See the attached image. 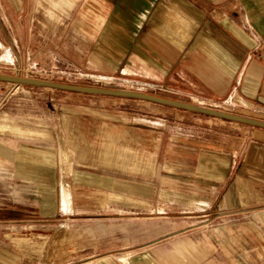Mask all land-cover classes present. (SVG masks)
Masks as SVG:
<instances>
[{"label": "crops", "instance_id": "1", "mask_svg": "<svg viewBox=\"0 0 264 264\" xmlns=\"http://www.w3.org/2000/svg\"><path fill=\"white\" fill-rule=\"evenodd\" d=\"M40 1L0 0V49L11 55L26 48L25 34L42 32L33 24ZM46 1L53 14L67 13L48 30L81 36H67L58 46L65 58L54 51L55 37L48 45L37 37L27 49L43 56L48 48L67 68L99 82L73 84L145 92L264 120V0ZM158 105L183 111L182 118L196 113ZM169 123L153 116L93 118L68 129L75 150L70 184L129 178L153 192L155 161L177 146L178 159L192 164L184 177L192 178L196 193L208 194L210 264H264V128L236 145L231 134L205 137ZM57 176V166L49 164V192ZM62 200L67 207V189Z\"/></svg>", "mask_w": 264, "mask_h": 264}, {"label": "rangeland", "instance_id": "2", "mask_svg": "<svg viewBox=\"0 0 264 264\" xmlns=\"http://www.w3.org/2000/svg\"><path fill=\"white\" fill-rule=\"evenodd\" d=\"M50 5L46 0L39 2L33 24L42 32L25 34V49H15L11 55L0 49V73L98 85L85 72L54 59L48 48L43 56L27 49L37 37L43 45L55 37L60 43L54 51L65 58V50L58 46L67 36H81L49 31L67 14L63 10V15L53 14ZM183 114L140 99L0 81V262L210 264L208 194L196 193L192 178L184 177L192 164L178 159L177 146H171L168 157L164 152L155 161L153 192L126 182L129 178L121 183L70 184L75 150L67 130L86 120L169 118L172 128L180 126L189 133L214 138L231 134L236 145H244L257 130L218 117L187 113L182 118ZM49 164L58 170L52 192L44 177ZM64 189L69 193L67 207L62 200ZM50 198L55 200L52 207ZM4 250L9 253L3 254Z\"/></svg>", "mask_w": 264, "mask_h": 264}, {"label": "water", "instance_id": "3", "mask_svg": "<svg viewBox=\"0 0 264 264\" xmlns=\"http://www.w3.org/2000/svg\"><path fill=\"white\" fill-rule=\"evenodd\" d=\"M0 81L20 84V85L46 87V88H51V89H58V90L83 93V94L141 99V100H146V101H150V102H154V103H158L162 105L172 106V107H176L179 109H184V110L200 113L203 115L218 117V118H222L225 120L235 121V122L243 123V124L250 125V126L264 128V120L250 118V117H246V116H242V115H238V114H234V113H230V112H226V111H222V110H218L214 108H209L205 106H199L195 104L179 102V101L163 98V97L145 93V92L65 83V82H59V81H54V80H49V79L32 78V77H27V76L5 74V73H0Z\"/></svg>", "mask_w": 264, "mask_h": 264}]
</instances>
